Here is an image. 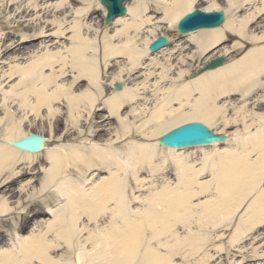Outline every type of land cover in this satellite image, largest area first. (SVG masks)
Masks as SVG:
<instances>
[{"label": "bare ground", "instance_id": "6f19581e", "mask_svg": "<svg viewBox=\"0 0 264 264\" xmlns=\"http://www.w3.org/2000/svg\"><path fill=\"white\" fill-rule=\"evenodd\" d=\"M160 1L175 5L151 8L150 0H133L126 17L103 29L104 19L92 23L95 8L102 10L103 18L106 16L96 0H1L0 19L8 24L2 31L9 32L0 33V229L10 222L20 236L31 227L28 237L18 239L14 246L17 252H0V264H33L34 260L59 264L51 253L60 241L73 249V255L65 253L61 264H131L144 240L148 264H173L174 255L184 247L180 229L187 235L199 231L209 234L223 224L229 226L255 191L256 198L238 223L231 244L264 227V190L260 189L264 178V123L251 133L253 126L264 122V116L245 125V134H225L227 140L221 146L175 150L158 141L191 122L212 129L230 106H220L219 99L236 92L246 99L256 89H264V46L195 80L191 76L187 84L177 83L188 74V64L196 54L204 56L219 48L207 62L228 57L229 51L221 48L228 36L243 43L247 39L264 42V32L256 34L264 29V0L246 17L232 19L223 9L225 25L187 35V47L177 49L179 56L168 51L172 45L151 57L149 45L158 36L172 41L167 28L176 32L177 22L195 9L198 0ZM25 2L30 10L19 7ZM211 6L201 10H220L215 3ZM232 9L228 8L229 12ZM152 10L162 11L163 16L151 15ZM30 14L36 17L30 20ZM55 25L60 35L71 34L69 44L54 50L50 45L53 41H48L42 53L31 52L38 40L52 38L49 33ZM27 54L31 58L23 64L20 61H26ZM119 58L126 65H114ZM150 58L151 66H162L163 70L148 85L132 75ZM174 63L179 70L173 69ZM9 65L11 68L5 70ZM112 68L115 72L107 77ZM152 70L145 71V81L152 79ZM106 81L120 84L122 91L112 92L101 103ZM204 81L208 83L199 87ZM190 82L195 86L188 85ZM197 92L200 98H195ZM208 94L210 102L204 99ZM43 122L50 124V132H42ZM233 122L224 119L226 127ZM33 133L47 139L42 152L28 153L12 146ZM196 153L203 154L199 167L195 166ZM254 153L257 156L252 160ZM44 155L49 162L45 165L38 160ZM171 167L178 177L175 183L168 178ZM74 169L77 177L72 174ZM144 171L150 176H144ZM208 173L211 178L203 180ZM42 174L37 184L36 178ZM153 179L165 184L155 186ZM52 191L57 200L49 199L41 206L39 199ZM203 195H208L206 201L195 203V198ZM7 233V229L0 232V245ZM152 241L162 249H174H158ZM224 249L219 247L220 251Z\"/></svg>", "mask_w": 264, "mask_h": 264}, {"label": "rangeland", "instance_id": "374dc122", "mask_svg": "<svg viewBox=\"0 0 264 264\" xmlns=\"http://www.w3.org/2000/svg\"><path fill=\"white\" fill-rule=\"evenodd\" d=\"M150 1L152 2V3H150L151 8H163L162 5H164V4L167 5V7H168V5L169 6L175 5L173 2H167L166 3V2H162L160 0H155V1L150 0ZM0 2H1V0H0ZM213 3H215L216 6H218L217 8H219L220 10L225 9L226 11H228V13L232 19H236L237 17H246L248 14L255 11L256 8L262 6V0H198L196 2L195 8L209 10L210 8H212L211 5ZM124 4H125L126 8L132 7L133 6V0H126ZM0 5H2V3H0ZM19 7L21 8V10H25V9L30 10L31 9L30 5H28L27 2L19 5ZM41 8H46V5L42 6ZM228 8H234V9H232V12H229ZM236 8H239V9L236 10ZM233 14L236 16H234ZM151 15L156 16V17H162L163 12L162 11L154 12V10H152ZM30 17H31L30 18V20H31V19H34L36 16L33 14H30ZM101 20H103L102 10H100L99 8L98 9L95 8L92 12V23H95V25H96ZM7 25L8 24L5 23V21L3 19H0V33H1V35H6L5 33L9 32V30H3L2 31V29H4ZM120 27L122 28V26H120ZM24 28H26V26L23 27V29ZM51 29L52 30L50 31L49 35H50V38L51 37L52 38L47 39L46 41H44L42 39L38 40V42H36V44H34V47L31 49V52L35 51V52H39V54L42 53L43 52L42 50L44 48L43 46L47 45L49 43L48 41H53V43L50 45H52L51 47L54 50L58 49L59 47H62L64 45L69 44V41H70L69 36H71V34L69 36L60 35L58 33L59 27L57 25L53 26ZM253 31H256V28H254ZM263 32H264V29H259L256 31V34L262 35ZM167 33L172 38V44L174 45L171 48V50H168V51L169 52L172 51L174 54L179 56L180 53L177 52L178 47L183 46L186 48L188 39L186 38V36L185 37L184 36H178L176 34V32L171 31V29L169 27L167 28ZM227 33H228V35H231V33L229 31H227ZM20 34L17 33V35H20ZM260 46H264V42H255V41H252L251 39L250 40L247 39V40H245V43H243L241 40H239V38L232 39L231 36L230 37L228 36L227 38H225L223 40L221 48H224V49L229 51V53H228L229 60H228L227 64H232V63L237 62L238 60L244 58L255 47H260ZM24 57H26V61H20L23 64H25L26 62H28L30 60L31 55L27 54V56H24ZM162 57H163V55H162ZM195 57H196V59H194L193 61H191V63L188 64L189 65L188 74L184 75L180 80H177V83H180V84L189 83L190 75L193 73V71L198 69V67L206 59L207 55L205 54L204 56H198L196 54ZM152 61H153V58H150L149 60H144L142 63V66H141V67H143V69L140 68V69L134 71L132 76H135V79L138 82H140V81L143 83L147 82L148 85H151L155 80H157V77H159V75H161V70H163L162 66L153 67V66H151ZM120 63H122V60L119 59V60H117L116 65L119 66ZM9 68H11L10 65L5 70H9ZM150 68L153 69L152 74H154V75H153L152 79H150L149 81H145L144 80L145 79L144 73H145V71L149 70ZM175 68H178L177 70L180 69V67H178L177 63H174V65H173V69H175ZM115 69L116 68H112L110 70L112 73H114ZM177 70L175 72H177ZM221 76L224 77L225 74L220 75L219 76L220 78L219 77L218 78L221 79L222 78ZM171 77L173 79V77H174L173 74L171 75ZM262 78L264 79V76ZM67 82H69V78L67 79L66 83ZM208 82H211V79ZM208 82L204 81V82H202V84H200V86L198 84L197 85L199 87H202V85L204 86ZM165 84L166 83H162V85H165ZM105 85H106V86H104L105 93H104L103 100L101 101V103L105 102L106 99L109 97V95H112V91H111L112 86H110V84L107 85L106 83H105ZM188 85H192L193 87L195 86L194 82H190V84H188ZM194 94H196L195 98H200L199 97L200 95L198 92L194 93ZM240 94H241V92H236L235 95H233L231 97H224L223 99L218 100V104L220 106L221 105L222 106L223 105H230V106H228L227 112H225L223 117L221 114L219 116L220 118L217 121H215V124H213L211 126L212 127L211 130L213 132L219 133V134H230V135H236L239 133L245 134L246 133L244 131L245 125L251 124L252 121L258 122L259 116H264V89H260V88L256 89L246 99H242L240 97ZM204 99L206 101H209V102L211 101V97L209 96V94L207 97L205 96ZM227 101L229 102V104L227 103ZM188 110H189V108L187 109V111ZM65 112L66 111L64 109V114H65ZM106 117H108V114H106ZM224 119H228V120H231L234 122L229 127H226L224 125ZM173 120H174V118L171 119L170 122H172ZM263 123L264 122H262V123L260 122L256 126H253L251 133L253 134L256 130H258L260 124L263 125ZM52 124H53L52 125V127H53L54 123H52ZM55 124H56V122H55ZM110 124H113V121L110 120ZM49 125H50L49 123H46V124L44 122L41 123L40 128L42 129V132L43 131L50 132L51 128L49 127ZM64 127H65V125H64ZM86 127L87 126H85V128ZM53 131H54V129H53ZM1 132H3V131H0V133ZM67 143L68 142L66 140L64 145ZM202 156H203L202 153H196L195 154L194 157L197 161L195 166H198V164L202 163L201 162ZM256 156H257L256 153L252 154L251 159L252 160L256 159ZM161 157L162 156L160 155L158 158L160 159ZM38 160L42 161V163L44 165H45V162L49 163L47 161L48 159H47L46 155L41 156L40 159H38ZM23 161H24L23 163H28V161H25V160H23ZM38 162L39 161H37L35 163L38 164ZM171 169H173V172L169 174L168 178H169L170 183H175L178 180V177H177V174L174 172V168L171 167ZM143 173H144V176H147V175L150 176L148 171H144ZM72 174H73V176L75 175L77 177L78 171L76 169H74L72 171ZM107 174H108V171H107ZM209 174L210 173H208L207 176L203 177V180H209L211 178V174L210 175ZM42 176H43V174L38 176V178H36L37 184H40L39 182H40V179ZM142 178H143V176H142ZM148 179L150 181H152L149 177H148ZM153 180H156L155 186L160 187V185L165 184V181H161L159 179H153ZM262 180L263 181L261 182L260 189L264 190V178ZM147 183H148V181H147ZM256 195H257L256 191L250 194L248 199L245 201V203L241 207L240 211L234 217L233 221L228 224L229 226H227V227H226L227 223L223 224L221 227H218L212 233H209V234L206 232H203V231H199V232H194V234L188 233V235H187L186 234L187 232L184 231L185 229L182 228L183 230L182 229H180V231L178 230L179 232H181L185 241H184V247H182L181 252L179 254L174 255L173 264H201L204 260H207V259H209L210 264H264V227L261 229L256 228V230L250 232L240 243H237L235 245L231 244V240L235 234L236 229L242 223L241 222L242 216H244V213L247 211L248 207L251 205L253 200L256 198ZM46 196H48V197H46ZM207 196L203 195L200 197H196L195 203H200V202L206 201V198H208ZM49 199H50V201L52 199L57 200V195L52 191L50 194L43 196L42 198L39 199L40 205L41 206L45 205V203ZM23 221L24 220H17L18 223H22ZM45 221H47V219H45ZM238 223H240V224H238ZM5 225H6V228H4V229L1 228L0 232H5V229H7L9 231V233H7L8 236L6 237L3 244L0 245V252L6 251V250H10L12 252H17V249L15 247L18 244L17 243L18 239L24 240V239H26V237H28L29 229H30L31 225H29L28 228L24 232H20V234H19L20 236L16 235L19 232H18V228H16L15 225H13L10 222L6 223ZM193 227H195V225ZM90 228H93V226H91ZM171 241H172V239H171ZM192 241L195 242L197 245H194V243ZM142 244L143 245L141 248V252L136 256L135 261L131 264H148V258L144 255V247L146 245V241L144 240ZM170 244H172V243H170ZM58 245H59V247L56 250L52 251L51 256L56 262H60L59 264H61L62 261H64L66 259L65 253H67L68 256L73 255L72 254L73 249H69V247L64 245L62 243V241H60ZM152 246L153 247L155 246L158 249H162L157 244L156 241H152ZM219 247H224L225 249L223 251H220ZM173 249H174L173 247H170L167 250H165V249H162V250H165L167 252H169V251L171 252V250H173ZM195 249H199V251L196 252ZM33 264H45V263L34 260ZM98 264H101V263H98ZM102 264H108V263L102 262ZM115 264H124V263L121 261H117Z\"/></svg>", "mask_w": 264, "mask_h": 264}, {"label": "water", "instance_id": "95a60500", "mask_svg": "<svg viewBox=\"0 0 264 264\" xmlns=\"http://www.w3.org/2000/svg\"><path fill=\"white\" fill-rule=\"evenodd\" d=\"M102 5L108 9V17L106 25H110L112 20L120 15H125L126 10L122 6L123 0H99ZM225 20L224 12L205 14L199 10L194 13L188 14L179 24L178 32L180 34H186L189 32L196 31L203 28H215L220 25ZM168 40L166 38H161L155 44L150 47V51L154 52L161 46L167 45ZM225 62V58L221 57L211 65L204 68L199 74H202L208 70H214L222 66ZM198 74V75H199ZM121 86L117 87V90ZM46 141L45 138H41L37 135H33L25 140L13 143L12 145L19 150L37 153L43 149V143ZM226 138L224 136H215L210 133L208 128L201 124H190L181 127L164 138L159 142L162 146L171 148H182L189 146H208L215 142H225Z\"/></svg>", "mask_w": 264, "mask_h": 264}]
</instances>
